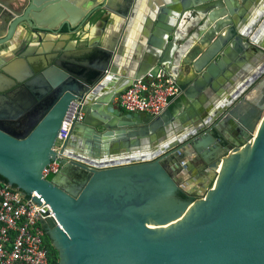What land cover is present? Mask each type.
Wrapping results in <instances>:
<instances>
[{
    "label": "water",
    "instance_id": "95a60500",
    "mask_svg": "<svg viewBox=\"0 0 264 264\" xmlns=\"http://www.w3.org/2000/svg\"><path fill=\"white\" fill-rule=\"evenodd\" d=\"M11 1L0 0L11 12L0 33V176L38 207L58 264H264V0H166L143 14L150 32L132 62H124L128 17L141 16L142 0H125L116 10L123 20L103 38L48 50L49 33L90 32L111 12L107 0L83 7L78 20L63 18L61 0H15L17 9ZM193 14L203 28L184 34ZM19 28L28 34L22 43ZM226 64L240 68L238 78L219 76ZM160 70L180 89L161 113L116 106ZM208 85L210 104L222 103L203 118L198 97ZM254 88L256 129L232 118ZM75 102L84 119L57 151ZM188 111L200 125L186 131ZM128 138L120 153L117 140ZM189 154L215 174L211 187L184 199L178 174ZM53 162L59 171L44 175Z\"/></svg>",
    "mask_w": 264,
    "mask_h": 264
},
{
    "label": "crops",
    "instance_id": "0c3cea01",
    "mask_svg": "<svg viewBox=\"0 0 264 264\" xmlns=\"http://www.w3.org/2000/svg\"><path fill=\"white\" fill-rule=\"evenodd\" d=\"M43 3H50L51 0H42ZM103 0H61V3H58L61 7L62 10V16L63 18L66 19H79L83 16V7L86 6H94L100 3ZM138 1V0H137ZM194 1V0H191ZM125 3V0H107V5L110 8L111 12H107L105 15V18L100 20L98 24L94 25L91 29L90 32L88 33H77V35H73L69 32H63L62 34L54 35V34H47L46 38L43 39V43L46 45H49L47 47V50L51 48L53 45H68V44H73L72 48L75 49L77 47H84L86 46V41L87 37L89 36L90 38L94 39H100L104 37V29L109 30L108 26L114 20L115 22H120L123 19L119 17L116 13L117 8L122 6ZM166 0H142L141 2V7H140V15L141 16H130L128 19H130L129 22H131V32L128 36L127 44H126V51L124 55V62H132L138 54L142 51L143 49V41L142 38L143 36H147L149 34L150 27L147 25V23L143 20V14L146 12H158L166 8ZM75 9L76 10H69V9ZM196 14H193L192 17H190L188 20H184L183 24H181V29L186 34V30L189 29L190 31H196L198 29H202L203 26L198 25V21L195 20ZM107 24V26H106ZM27 32L19 28V39L17 40L19 43H22L26 38H27ZM148 37V36H147ZM32 44L39 45L38 38L35 37L31 40ZM57 41V43H55ZM16 46V45H15ZM20 46V45H19ZM76 50H74L75 52ZM80 51V50H79ZM78 54H83V51ZM246 65V61H245ZM253 67V66H252ZM233 68L231 65L226 64L224 65L223 69L220 70L219 76L223 79H229V78H238L239 77V71L240 68L238 67ZM255 68L253 67L254 71ZM216 83V82H214ZM214 86V85H213ZM221 87V86H220ZM220 88V90H222ZM253 92H250L251 94H248V97L251 99L250 102L246 100H241L235 104V107L238 108V111L235 115H233V121L239 123L240 125L246 124L247 126H250L252 128L255 127L257 128L259 121L257 122V114H258V109L255 108L254 103H256L259 100V97L261 94L259 92H256L255 88L253 89ZM255 92V93H254ZM214 90L211 88V85H208L204 90H202L199 93L198 101H199V106L202 110L205 108L207 110L206 115L203 116V118H207L209 115V112L212 111L210 109H213L215 106H218L219 103H222L221 101L218 104L211 105V100H210V94H213ZM254 93V94H253ZM224 98L228 97V93H226L225 89H223ZM116 106H120L118 104L117 99L115 100ZM210 104V105H209ZM209 111V112H208ZM143 115H149L146 112H140ZM208 113V114H207ZM240 119L244 120L246 123L241 122ZM187 120H188V126L185 127V130H191L192 128L199 127L198 122L195 121V117L193 116V112L188 111L187 112ZM233 124H229L228 127L233 128ZM222 130L225 132L224 134V140H228V138H232V134L230 131L227 130L226 126L224 125ZM116 139V137H115ZM219 138H216L214 136L213 139L210 141V146L212 148L215 146V143L219 142L217 141ZM131 138H128L127 140L125 139H119L117 140V144L120 146V153H125L127 150L123 147V145L127 142L128 144L131 143ZM168 143V140L166 141ZM224 143V141H223ZM222 143V144H223ZM217 150V149H214ZM132 153H143L140 149L136 150H131ZM104 154V150L102 149L101 155ZM184 163L188 164V168L184 167L182 169L178 176L180 177L182 184H183V189L186 192H190L194 194L195 196H199L203 191L208 189L209 187L212 186L214 183V174L215 172L207 167V165L204 163L203 160H199V155L196 156L194 154H189L185 160ZM183 163V166L185 164Z\"/></svg>",
    "mask_w": 264,
    "mask_h": 264
},
{
    "label": "built area",
    "instance_id": "2783aa9c",
    "mask_svg": "<svg viewBox=\"0 0 264 264\" xmlns=\"http://www.w3.org/2000/svg\"><path fill=\"white\" fill-rule=\"evenodd\" d=\"M175 80L163 70L147 73L137 79L118 98L125 110L161 113L169 97L179 93ZM75 102L65 116L54 149L60 151L77 122L84 119ZM60 166L53 162L44 172H58ZM47 232L40 221V211L31 198L26 200L15 188L0 180V264H52Z\"/></svg>",
    "mask_w": 264,
    "mask_h": 264
},
{
    "label": "flooded vegetation",
    "instance_id": "af4514ba",
    "mask_svg": "<svg viewBox=\"0 0 264 264\" xmlns=\"http://www.w3.org/2000/svg\"><path fill=\"white\" fill-rule=\"evenodd\" d=\"M16 1L15 0H12L11 1V5L14 6L16 9L19 8L17 6V4L15 3ZM11 12L9 11L8 8L4 7V6H1L0 5V33L3 32V30L5 29L6 27V22H5V18L4 17H7V16H10ZM15 56V53H12L11 57H14ZM1 65H2V58L0 56V68H1ZM184 192H186L185 190H182ZM188 194V192H186ZM189 195V194H188ZM190 197H196L194 194L191 193V195H189ZM51 242V241H50Z\"/></svg>",
    "mask_w": 264,
    "mask_h": 264
},
{
    "label": "trees",
    "instance_id": "16d2710c",
    "mask_svg": "<svg viewBox=\"0 0 264 264\" xmlns=\"http://www.w3.org/2000/svg\"><path fill=\"white\" fill-rule=\"evenodd\" d=\"M0 180L2 181H7L5 178H3L2 176H0ZM179 196L181 198H184V199H187L189 197V195L184 192V191H181L179 193ZM49 245V253H50V256H51V261H52V264H58V261H59V257H58V252L57 250L53 247V245L51 243H48Z\"/></svg>",
    "mask_w": 264,
    "mask_h": 264
},
{
    "label": "rangeland",
    "instance_id": "374dc122",
    "mask_svg": "<svg viewBox=\"0 0 264 264\" xmlns=\"http://www.w3.org/2000/svg\"><path fill=\"white\" fill-rule=\"evenodd\" d=\"M45 239H46L47 243H51V242H50V239H49V237H48V236H46V238H45Z\"/></svg>",
    "mask_w": 264,
    "mask_h": 264
},
{
    "label": "bare ground",
    "instance_id": "6f19581e",
    "mask_svg": "<svg viewBox=\"0 0 264 264\" xmlns=\"http://www.w3.org/2000/svg\"><path fill=\"white\" fill-rule=\"evenodd\" d=\"M1 53L3 54L4 53V51L2 52V50H1ZM7 53V52H6Z\"/></svg>",
    "mask_w": 264,
    "mask_h": 264
}]
</instances>
